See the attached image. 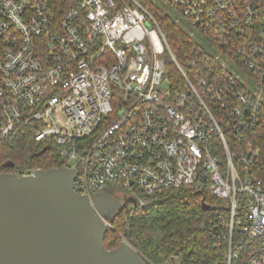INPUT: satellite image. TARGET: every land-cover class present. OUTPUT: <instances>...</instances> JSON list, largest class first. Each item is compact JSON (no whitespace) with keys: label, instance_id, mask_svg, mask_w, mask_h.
Here are the masks:
<instances>
[{"label":"built area","instance_id":"obj_1","mask_svg":"<svg viewBox=\"0 0 264 264\" xmlns=\"http://www.w3.org/2000/svg\"><path fill=\"white\" fill-rule=\"evenodd\" d=\"M166 1L205 38L182 63L137 0H0V142L52 143L90 201L204 189L228 204L216 264H264V169L247 140L264 112V0Z\"/></svg>","mask_w":264,"mask_h":264},{"label":"trees","instance_id":"obj_2","mask_svg":"<svg viewBox=\"0 0 264 264\" xmlns=\"http://www.w3.org/2000/svg\"><path fill=\"white\" fill-rule=\"evenodd\" d=\"M137 1L158 24L169 52L182 63L194 40L175 21L161 16L153 0ZM165 70L167 75H177L167 53ZM247 140L260 150L258 165L264 169V112L259 126ZM43 149L46 151L40 155ZM7 162L13 164L12 169L4 168ZM62 165L52 143L35 142L28 133L12 141L0 142V173L20 177L38 169L49 170ZM104 193L114 194L110 189ZM143 199V204L130 205L117 213L104 236L103 244L107 250L120 244L127 229L133 247L148 264H216L222 260L225 240L219 235L226 233L227 202L194 187L169 190ZM202 201L208 210L203 209Z\"/></svg>","mask_w":264,"mask_h":264},{"label":"water","instance_id":"obj_3","mask_svg":"<svg viewBox=\"0 0 264 264\" xmlns=\"http://www.w3.org/2000/svg\"><path fill=\"white\" fill-rule=\"evenodd\" d=\"M76 174L64 167L0 173V264H148L127 229L116 248L103 244L117 213L136 200L100 193L90 201L74 191ZM202 207L209 209L204 201Z\"/></svg>","mask_w":264,"mask_h":264},{"label":"rangeland","instance_id":"obj_4","mask_svg":"<svg viewBox=\"0 0 264 264\" xmlns=\"http://www.w3.org/2000/svg\"><path fill=\"white\" fill-rule=\"evenodd\" d=\"M153 1L155 2L157 8L159 9L161 16H167L168 18L175 21V23L183 31H185L187 34H192V39L194 40L195 43L202 45L203 48L205 49V45H204L205 38L198 34V32L189 24L188 20L184 18L177 9H175L172 5H170L166 0H153ZM232 69L234 72L237 73L239 72L237 68H232ZM248 83H250V86L253 90H257V86L253 85L252 82H248ZM111 197L117 199L120 203H123L124 198H129L125 193H123L120 190L115 192ZM129 207L130 205H128V208Z\"/></svg>","mask_w":264,"mask_h":264},{"label":"flooded vegetation","instance_id":"obj_5","mask_svg":"<svg viewBox=\"0 0 264 264\" xmlns=\"http://www.w3.org/2000/svg\"><path fill=\"white\" fill-rule=\"evenodd\" d=\"M107 195V194H106Z\"/></svg>","mask_w":264,"mask_h":264}]
</instances>
